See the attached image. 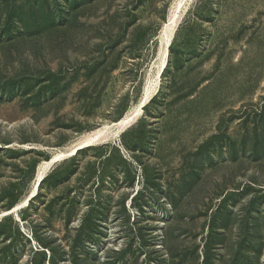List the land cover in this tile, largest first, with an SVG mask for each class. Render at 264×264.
Wrapping results in <instances>:
<instances>
[{
    "label": "rangeland",
    "instance_id": "obj_1",
    "mask_svg": "<svg viewBox=\"0 0 264 264\" xmlns=\"http://www.w3.org/2000/svg\"><path fill=\"white\" fill-rule=\"evenodd\" d=\"M0 264H264V0H0Z\"/></svg>",
    "mask_w": 264,
    "mask_h": 264
},
{
    "label": "bare ground",
    "instance_id": "obj_2",
    "mask_svg": "<svg viewBox=\"0 0 264 264\" xmlns=\"http://www.w3.org/2000/svg\"><path fill=\"white\" fill-rule=\"evenodd\" d=\"M178 19H179L178 15L177 14L174 15V17L172 19V23H171V30L172 31L174 30V27L177 25ZM147 97H148V94L144 98L145 104L147 103V99H148ZM133 116H134L133 114H128L126 117H123V119H121L119 122L115 123V125H117L118 127L120 126L119 128H122L125 124H127L131 120V118ZM99 135H101V130L86 134L85 136L82 137V140L80 142H78L76 144L74 143L75 145H72L69 149L58 151L57 153H55L52 156V158L50 160L40 162L38 167H37V172H36L34 193L36 192V187H37V184H38V181L40 180V178H42L47 173V171L51 168V166L55 162H57L61 158L64 159L68 156L75 155L76 153L74 152V150L76 148L85 147V146L91 144L90 142L96 140L99 137Z\"/></svg>",
    "mask_w": 264,
    "mask_h": 264
},
{
    "label": "water",
    "instance_id": "obj_3",
    "mask_svg": "<svg viewBox=\"0 0 264 264\" xmlns=\"http://www.w3.org/2000/svg\"><path fill=\"white\" fill-rule=\"evenodd\" d=\"M144 106V105H143ZM123 131H124V129H123ZM123 131H121V132H123ZM79 141H81V140H79ZM93 143H91V144H89V145H92ZM89 145H87V146H89ZM86 147V146H85ZM65 148H69V147H65ZM64 148V149H65ZM84 147H81V148H76L75 150H74V152L75 153H77L79 150H81V149H83ZM58 162V161H57ZM57 162H55V163H57ZM54 163V164H55ZM45 177H46V174L42 177V178H40V180H39V182H38V184H37V187H36V192L33 194L32 193V195L29 197V199H28V201H27V203L37 194V192L39 191V188H40V185H41V183H42V181L45 179ZM6 215V214H5Z\"/></svg>",
    "mask_w": 264,
    "mask_h": 264
},
{
    "label": "trees",
    "instance_id": "obj_4",
    "mask_svg": "<svg viewBox=\"0 0 264 264\" xmlns=\"http://www.w3.org/2000/svg\"><path fill=\"white\" fill-rule=\"evenodd\" d=\"M43 182V181H42Z\"/></svg>",
    "mask_w": 264,
    "mask_h": 264
}]
</instances>
